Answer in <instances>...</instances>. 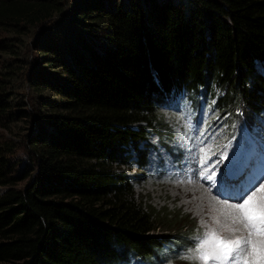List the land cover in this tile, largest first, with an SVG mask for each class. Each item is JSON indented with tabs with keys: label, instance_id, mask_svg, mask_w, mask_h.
I'll use <instances>...</instances> for the list:
<instances>
[{
	"label": "trees",
	"instance_id": "1",
	"mask_svg": "<svg viewBox=\"0 0 264 264\" xmlns=\"http://www.w3.org/2000/svg\"><path fill=\"white\" fill-rule=\"evenodd\" d=\"M0 29L1 129L16 126L8 81L37 31L43 61L32 112L15 116L34 123L27 162L0 139V264H156L192 245L197 222L137 200L113 166L133 151L145 167L150 137L169 131L159 105L182 92L264 119V0H0Z\"/></svg>",
	"mask_w": 264,
	"mask_h": 264
},
{
	"label": "rangeland",
	"instance_id": "2",
	"mask_svg": "<svg viewBox=\"0 0 264 264\" xmlns=\"http://www.w3.org/2000/svg\"><path fill=\"white\" fill-rule=\"evenodd\" d=\"M41 32L42 31L36 32L38 38ZM36 35H34L32 39L28 38L27 47L24 46L23 54L28 58L30 64L24 69L16 67L15 70H13V74H11V78L13 79L8 81L9 88L16 89L17 91V94H15L16 100L13 99L14 102L12 103L14 106L13 111H11L14 116V122H17L16 126L11 128V131H5L0 127V139H7L16 143L13 145L14 155L12 159L17 165L27 162L26 139L31 134L30 131L34 127V123L32 124L29 117L27 121L29 124L31 122L32 125L27 124L25 126L24 123H20L18 119L20 116L17 118H15V116L16 113L18 114L20 112H32L31 109L33 105H35L36 97H38V94L30 90L27 83V78L34 74V70L38 71L36 67L41 65V63L43 64V61L37 57L35 47L31 44V41L35 40ZM6 36L7 35L0 29V39H7L5 38ZM29 36H31V33ZM12 43L19 47L17 40ZM9 62L10 58L0 55V72L4 70L5 65H8ZM187 105L188 104L183 100L179 101L175 107H172L171 103L168 104V106L159 105V116L161 115L163 126L169 131H159L158 134H161L163 143L165 145L167 144L166 146L169 147L168 144L170 141L168 137L172 135L170 132L173 130L176 148L179 151L184 153L186 150H190L191 154L195 153L199 155V148L201 151H204L206 147L211 144L207 142L204 143L202 137L198 139L196 121L191 117V113L188 112ZM150 139L152 144L156 145L158 149L160 144L159 138L153 135ZM159 151V154H154V151L150 152L149 158L151 159V163L149 162V167L145 172H141L142 169L137 167L134 156L126 166H113L116 172L124 171L126 175L131 177L133 181V192L137 200H143L147 205L156 209L161 208L169 211H180L184 215H190V217L197 222L198 230L195 231L197 236L203 234L205 230H210L216 231L222 237L232 240L244 239L247 237V229L242 224L235 221L236 214L230 206L232 204L231 202H221L215 199L211 192L204 193L199 187L173 184L177 182L178 175L175 172L176 170L171 167V161L166 153L161 148H159ZM131 154L134 155L133 151H131ZM160 166L162 168L159 170ZM184 167L185 166H183V169ZM179 173L182 177L183 173ZM24 184L23 182L21 186H24ZM196 184L199 185L198 182H196ZM189 190L191 193H188V195L185 192ZM200 191L201 194H199ZM198 198L200 201H206L208 205L203 204L201 206V202L197 204L195 199ZM196 237L193 238V243L195 244ZM194 247L195 246L191 249ZM170 255L171 253L169 251L163 252L166 261L171 260V262L165 264H195V261L188 260L186 257H182L183 260H175L174 257L168 258ZM148 263L152 264L151 262ZM160 263L162 264L163 261L158 260L157 264ZM136 264H139V262L136 261Z\"/></svg>",
	"mask_w": 264,
	"mask_h": 264
},
{
	"label": "snow or ice",
	"instance_id": "3",
	"mask_svg": "<svg viewBox=\"0 0 264 264\" xmlns=\"http://www.w3.org/2000/svg\"><path fill=\"white\" fill-rule=\"evenodd\" d=\"M225 155L226 152L218 159ZM232 157L223 171L216 168L206 179L217 184V195L229 189L238 193L223 198L232 201L230 206L236 214L235 221L247 229V237L232 240L216 231L205 230L196 237L195 247L186 256L195 264H264V164L259 171L250 166L244 159L240 143ZM215 163L213 161L205 167H212ZM216 172H220L218 182L214 179Z\"/></svg>",
	"mask_w": 264,
	"mask_h": 264
},
{
	"label": "bare ground",
	"instance_id": "4",
	"mask_svg": "<svg viewBox=\"0 0 264 264\" xmlns=\"http://www.w3.org/2000/svg\"><path fill=\"white\" fill-rule=\"evenodd\" d=\"M185 193L188 194V193H191V192H190V190H189V191H186ZM194 193H195V192H194ZM204 193H205V192H204ZM195 194H196V193H195ZM199 194H201V191H200ZM188 195H189V194H188ZM186 197H187V196H186ZM186 199H187V198H186ZM195 200H196V203H197V204H198L199 202H201V206H202L203 204H207L206 201H204V200H201V201H200L199 198H198V199H195ZM188 205H191V204H188ZM207 205H208V204H207ZM214 216H215V215H214Z\"/></svg>",
	"mask_w": 264,
	"mask_h": 264
}]
</instances>
